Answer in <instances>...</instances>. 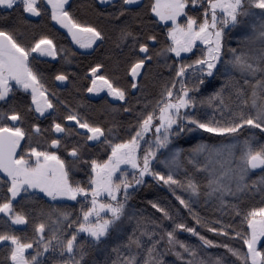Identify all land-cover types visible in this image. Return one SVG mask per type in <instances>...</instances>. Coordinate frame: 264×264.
<instances>
[{"label": "snow or ice", "instance_id": "snow-or-ice-1", "mask_svg": "<svg viewBox=\"0 0 264 264\" xmlns=\"http://www.w3.org/2000/svg\"><path fill=\"white\" fill-rule=\"evenodd\" d=\"M107 2L100 0L101 4ZM68 3L69 0H46L51 8V19L67 29L81 48H92L98 40L104 39L103 31L79 22L66 7ZM190 5L200 10L199 16L189 14ZM137 6L138 0H120L118 8L109 15L113 22L124 24L127 14ZM0 8L22 9L32 16H40L42 12L38 0H0ZM150 11L167 28L166 43L154 55L165 58V64L172 69L174 76L164 81L158 99L143 103L136 113L135 127L127 138L117 134L115 126L106 129L98 123L81 119L75 111L64 117L65 120L75 121L79 129L86 130L76 133L83 136L86 142L101 143L108 149L104 159H82L80 146L69 150L73 165H83L86 183L72 179L69 162L57 151L32 146L29 132L20 126L23 117L19 111L12 110L10 115L8 112L0 113V173L4 174L0 177V186L6 187L10 194L0 202V214L13 225H26L28 216L23 211H17L14 204L21 193L28 196L43 194L56 204L64 199L80 204L75 219L66 208L50 206L46 212L42 210L41 215L47 216V221L40 220L33 225L35 235L30 239L22 238L13 231L0 232V241L10 242L11 264H43L40 257L49 252L62 257L53 259L52 264H87L85 258L90 251L105 256L104 260L93 261V264H141L137 258L139 252L133 253L132 249L133 246L137 250L144 248L143 236L149 237L151 243L146 248L142 264H167L164 259L166 253L174 251L177 246L182 249L174 251L177 259L183 260L187 255V264H209L204 258H198L200 254L196 246L178 239L177 230L198 237L204 246L223 247L243 264H264V206L252 207L246 212L239 207V202L248 193H264V175L248 181L254 170L264 172V143H257L255 136L245 138L239 147V154L235 151L237 144H231L226 146L227 155L223 152L224 146L216 147L203 142H197L189 149L176 146V141L180 139H195L196 133L227 135L238 141L239 134L247 127L264 135V0H152ZM235 29L245 34L238 38V48L229 47L226 50V34ZM138 35L127 24L120 30L121 41L129 37L133 40V51L125 67L130 87L143 92L140 80L148 75L153 59L149 41H157V36L148 34L140 41L137 40ZM137 45L138 52L135 51ZM194 49L199 50L198 55ZM34 52L52 57L57 55L56 46L47 37L26 47L13 32L0 28V101L6 100L15 88L24 92L30 90L28 110L33 111L34 106V111L43 116L47 109L55 106L39 74L30 66L29 57ZM169 53L174 55L169 56ZM189 53L195 58L188 59L182 55ZM169 59L174 63L167 64ZM103 67V64L96 63L89 68L92 77L87 91L99 93L107 89L109 96L127 105L121 106L122 111L132 113L134 107L129 103L128 90L117 86L106 74H101ZM233 72L241 74L243 83L232 75ZM258 75L259 78H256ZM249 76L256 78L254 82L245 78ZM217 78L223 82L214 87L213 81ZM55 80L66 81L68 76L61 72ZM203 87L214 90L198 98L197 94L202 93ZM135 103L141 104L142 101L137 98ZM203 105H215L220 118L217 119L215 114L211 117L198 114V106ZM52 127L56 133L70 131L55 120ZM32 129L36 134L41 131L39 124H33ZM22 141H27V147ZM50 144L58 148L61 140L52 139ZM200 156H203V161L198 159ZM185 161L195 172L205 174L203 182L187 169L183 180L177 178L176 172L184 167ZM156 162L163 164L167 171L157 170L154 167ZM146 177L168 186L179 204L188 209L195 224L207 227L209 232L228 236L225 227L231 225L211 226L195 213L192 204L201 196L206 202L215 199L222 207L226 206L236 215H243L242 223L246 222L248 230L236 231L235 236L243 240L247 252L242 254L228 243L218 245L201 235L196 227L177 222L172 212L160 203L149 200L151 207L162 214L163 220L173 222L171 230L164 229L162 224L157 225L162 228L163 234L160 239H154L155 231H147L143 225H155L157 221L136 216L135 213L130 215L128 211L129 201L145 184ZM177 188L189 193V198L177 195ZM226 196L235 198L237 203L225 200ZM126 219H135L136 228L127 236L126 242L110 246L111 241L119 240ZM4 223L7 225V220ZM65 223L67 229H72L69 235H65ZM216 223L219 224V221ZM46 228L49 232L47 236ZM81 233L85 234L83 238ZM165 236V249L160 251L158 246ZM34 245V252L28 253ZM122 249H126L128 254L125 255ZM109 250L115 254L114 259H109ZM211 264H226V261L224 257L216 256Z\"/></svg>", "mask_w": 264, "mask_h": 264}, {"label": "trees", "instance_id": "trees-1", "mask_svg": "<svg viewBox=\"0 0 264 264\" xmlns=\"http://www.w3.org/2000/svg\"><path fill=\"white\" fill-rule=\"evenodd\" d=\"M119 3L120 0L107 5H101L97 0H71L67 8L79 22L86 25H93L102 30L104 33V39L99 41L91 52L84 55L77 53V66H79L80 69L89 70V68L94 66L96 63L103 64L104 67L101 69V74H106L115 84H117V86L128 90L130 94L128 96V100L129 103L133 105L134 110L132 113H125L122 111L121 106L124 105V102L120 104H112L105 99H88L85 94L86 92L84 87L82 90L79 89L82 78L80 73L76 72V74L72 75V86L74 85V89L72 90L74 93H72L74 95L72 98V111H75L81 119H87L90 123H98L106 129L111 126H115L114 131L123 138H127L128 133L135 127L136 113L141 109L143 103L158 99L164 81L173 77L174 72L166 66L164 57H156L154 55V53L166 43L167 28L160 24L151 13L150 5L152 0H146L141 7L134 8L132 13L127 14L126 19L122 18L124 19V24L113 22L112 16L109 15L110 13L115 12ZM114 4L116 7H114ZM43 6L44 5L42 3L41 7ZM43 9L45 10L46 8L43 7ZM188 11L190 15H200V10L193 8L191 5L189 6ZM137 13L139 15H137ZM125 24H127L133 31L139 33L137 40L143 41L145 36L148 34L157 36V44L150 48V51L153 53V59L150 67L148 68V75L144 79L140 80V84L144 86V91H136L134 94L131 93L130 90L129 76L125 73L126 62L133 51V40L131 37L124 41H121L120 39V30ZM168 26L170 27V25ZM0 28H5L13 32L16 39L26 47H31L36 41L44 37L51 39L55 43L63 44V42H68L66 34L54 26L46 10L40 20H29L25 17L22 9L5 10L0 8ZM234 46L235 44H233L230 39V32H228L225 37V49L227 50V48ZM237 46L239 45L237 44ZM138 50L137 45L135 51L138 52ZM194 52H196L197 55L199 54L198 49ZM182 55L188 59L195 58L192 54ZM173 63L174 62L171 59L167 61V64ZM232 75L237 79H240L241 77V74L238 72H233ZM245 78L254 82L256 78H259V75L256 78L250 76ZM83 82H85V78H83ZM222 82L223 81L220 78H217L213 81L214 87H219V84ZM240 82L243 83V80L240 79ZM177 88H179V85H177ZM213 90L214 88L212 87H203L202 93H198L197 96L198 98L200 95L207 96L208 93ZM13 94L14 95L11 98L5 101H0V113L8 112L10 115L12 110L19 111L23 117L22 122L24 124L27 121V112L24 110L25 106L28 104V99L16 92ZM137 98L142 101L141 104L135 103ZM65 103L69 105L71 104V101L67 100ZM197 112L198 114L205 115L207 117H211L215 114L217 119L220 118L219 112L215 109V105L198 106ZM67 114L68 113L66 112V115ZM244 130L240 133L241 136H244ZM226 136L227 135L217 136L214 134H203L195 136V139L189 140L188 138H184L178 140L177 142L182 149H189L191 146L201 141L207 143L224 142ZM93 158L98 159L99 157L93 156ZM185 169L192 173L198 181L203 182L205 174L195 172L192 166L187 164L186 161L181 172L176 173L178 179L183 180L185 176ZM72 179L84 183L87 182L86 174L72 173ZM176 194L182 195L185 199L189 198V194L179 188L176 189ZM149 200H154L160 203L162 207H165L172 212L177 222H184L189 226L196 227L197 231H199L201 235L216 241L218 245L228 243L231 247L239 249L242 254L247 252V246L244 245L243 240L240 237L235 236L236 231L248 230L246 222L242 223L243 215H236L226 206L222 207L218 201L208 203L205 198L201 196L198 201L192 204V208L195 213H198L199 216L206 220L211 226L225 227L227 225H231V227H225V231L229 233L228 236L209 232L207 227L195 224V221L188 209H185L183 205L179 204V201L176 200L175 196L172 195L167 186H163L160 183L158 184L153 181L152 178H147L145 184L140 186L133 194L132 200L129 201L130 207L128 211L130 215L135 213L136 216L150 217L152 220L157 221V224L155 225L151 223L143 225L147 231H155L156 236L154 239H160V235L163 234L162 228L157 225L162 224L164 229L171 230L173 222L170 220H163L162 214L151 207L148 203ZM226 200L231 201L232 203H237L235 198H228ZM260 206H264V193L262 192L248 193L239 202V207L242 212H246L252 207ZM59 207L66 208L72 212V219H75L76 215L79 213L80 204L72 202L60 205ZM177 209H179V212H177ZM217 221H219V224L216 223ZM63 227L66 229L65 235H69L72 229H67V223H65ZM135 228L136 220L126 219L124 231L119 240L111 241L110 246L111 244L126 242L127 236L132 234ZM136 235H140L139 231L136 232ZM176 235L178 239L185 241L187 244L196 246L197 251L200 254L198 258H204L209 261V264H211V261L216 256L224 257L226 264H243V262L238 258L233 257L230 253H227V250L223 247L204 246L199 238L193 236L191 233L177 230ZM80 236L83 238L85 234H80ZM166 239L167 238L165 236V240L161 241V244L158 246L160 251H164ZM141 240L144 244V248L137 250L133 246L132 252H139L137 258L142 264L143 259L146 258V248L150 245L151 241L147 236L141 237ZM122 251L125 255L128 254L126 249H122ZM174 251H182V249L177 246ZM174 251H168L166 253L164 259L167 264H187L189 257L185 255L183 260L177 259L174 255ZM108 256L109 259L115 258V254L111 253L110 250ZM40 259L43 261V264H52L53 259H62V257H60L58 253L53 254L49 252L45 253V255L40 257ZM85 259L87 264H93V261L104 260L105 256L96 251H90L89 256ZM0 264H9V259L1 256Z\"/></svg>", "mask_w": 264, "mask_h": 264}, {"label": "flooded vegetation", "instance_id": "flooded-vegetation-1", "mask_svg": "<svg viewBox=\"0 0 264 264\" xmlns=\"http://www.w3.org/2000/svg\"><path fill=\"white\" fill-rule=\"evenodd\" d=\"M100 3V0H97ZM117 0L109 1L105 4L101 5H107L112 2H115ZM71 0L69 1L70 4ZM146 0H143L142 4H140L138 7H141ZM43 3V7L46 8L47 14L51 18V8L46 4V0H41L40 5ZM68 4V5H69ZM66 5V7H68ZM42 7L41 12V18L44 14V9ZM136 7V8H138ZM154 15V14H153ZM40 18V19H41ZM39 19V20H40ZM158 20V18H156ZM52 20V19H51ZM52 23L56 28L63 31L66 36L68 42L63 44L61 43H55L53 44L56 46L57 55L55 57L42 55L39 52H34L30 55V66L34 69V71H37V73L40 76L41 82L44 84L45 88L48 89V96L52 100L54 104L53 109H47L43 116H41L39 113H36L34 111H29L28 107L31 104V95L30 90L29 92H24L23 89L15 88L14 92L21 94L23 97L28 99V104L25 106V112H27L26 118L27 121L23 124L21 123L20 126L24 127L30 134L31 137V143L34 147H39L42 150H54L57 151V154L60 155L62 158L69 161V163H72V158L69 156V150L73 146H80L81 147V155L82 153L85 154L86 159H91L93 156H97L101 159H104L105 155L103 150V144L92 142V141H85L84 137L81 135H77V131L84 133L86 132L85 129H79L78 125L68 123V120H65L64 117L66 116V112L69 113L72 111V98H73V89L74 85L72 86V75L76 74V72L80 73L81 75V83H80V90L85 89V94L88 99H105L112 104H120L123 103V101H119L118 99L109 96L107 94V89L102 90L99 93H90L87 91V88L91 86V77L92 74L87 69H80L79 66H77V53L78 54H88L91 52L98 42L93 45L92 48H81L77 43H75L73 40L71 41V35L68 33V30L61 27L56 21L52 20ZM161 24V23H160ZM163 25V24H162ZM155 41V45H156ZM150 48L154 47L155 45L151 44V41H149ZM42 47H44L42 45ZM139 51V50H138ZM152 62V61H151ZM86 71V72H85ZM63 73L68 76V80L66 81H57L55 80V76L59 73ZM101 72V70H100ZM52 74V75H50ZM83 78H85V82H83ZM131 93H136L137 90L131 89ZM14 92L10 93L8 98H11L14 94ZM55 93V95H53ZM73 93V94H72ZM6 99V100H7ZM71 101V104H66L65 101L67 100ZM5 101V100H4ZM55 120L57 123H61L66 129H69L70 131L67 133H56L55 130L52 127V122ZM14 123V122H13ZM33 124H39L40 125V133L36 134L34 130L32 129ZM52 139H60L61 144L58 148H53L50 144V141ZM25 147H27V141L21 142ZM98 158V159H99ZM70 175L72 177V173L75 174H85V170H83L81 173L73 172L72 166ZM4 174L0 173V177H2ZM6 195H10L6 191V187L0 186V202H3V198ZM72 203V201H66L61 202L60 204H56L53 202L50 198L43 196V194H37L36 196H28L27 194L21 193L20 197H17L16 201H14L15 207L17 211H23L28 216V223L26 225H13L10 220L3 214H0V232L3 231H13L15 234L20 235L22 238H32L35 233L33 229V225L40 220L47 221V216H42L41 211H47L50 206H60L63 204ZM7 220V225H5V221ZM50 223V221H49ZM49 234L48 229L45 230V235L47 236ZM35 245L33 246V249H30L28 253H32L35 250ZM10 242H2L0 241V257H7L9 259L10 256ZM27 254V253H26ZM9 264H11V261L9 259Z\"/></svg>", "mask_w": 264, "mask_h": 264}, {"label": "rangeland", "instance_id": "rangeland-1", "mask_svg": "<svg viewBox=\"0 0 264 264\" xmlns=\"http://www.w3.org/2000/svg\"><path fill=\"white\" fill-rule=\"evenodd\" d=\"M69 1H70V0H69ZM109 1H112V0H108V2H109ZM38 3L40 4V3H41V0H38ZM68 4H69V3H68ZM256 11L259 12V9H257ZM158 22H159V21H158ZM159 23L163 24V22H159ZM163 25H164V24H163ZM168 25H170V22H169ZM170 26H171V25H170ZM244 34H245V33L242 32V31L239 30V29H235V30L230 31V39H231V42H232L233 44H235L234 47H237V48L239 47V46H237V44L239 45V40H238V38L242 37ZM98 41H99V40H98ZM98 41H97V42H98ZM97 42H96V43H97ZM96 43H95V44H96ZM195 50H196V49H194V51H195ZM189 54H191V53H189ZM168 55H174V54L169 53ZM238 73H239V72H238ZM13 84H14V82H13ZM203 134H204V133H196V134H194V136H200V135H203ZM252 136H255V138H256V142H257V143H264V135H261V133L259 132V130H250V129L247 128V127H246L245 130H244V136H241V135L239 134V139H238V141H237V140H233L232 137L226 136L225 141H224V142H221V143H207V142H203V141H201V142H203V143H207V144H210V145H214V146H216V147H222V146H224V147H223V152H224L225 155H227V151H228V149H227L226 146L231 145V144H237V148L235 149V151H236L237 154H239V147L242 145L243 140H244L245 138H250V137H252ZM176 146H177V147H180L177 141H176ZM180 148H181V147H180ZM103 150H104V153H103V154L105 155L104 158H106V152L108 151V149H107V147H106L105 145H103ZM81 157H82V159H86L84 153H82ZM160 159H163V157H160ZM198 159H200L201 161H203V156L198 157ZM68 162H69V161H68ZM69 164H70V166H72V171H73V172L81 173V172L84 170L82 164H75V165H73V163H69ZM122 167H123V166H122ZM154 167H155L157 170H160V171H165V172L167 171V169H165L164 165H163V164H160L159 162H156V163L154 164ZM181 170H182V168H180L176 173L181 172ZM261 175H264V172H262L261 170L258 171V172L253 171L252 173H250L249 178H248V181L251 182V180H255V179H257V178H258L259 176H261ZM147 178H151V177H146V178H145V181H146ZM160 184H162V183H160ZM162 185H163V184H162ZM163 186H166V185H163ZM167 187H168V186H167ZM255 192H260V191H255ZM188 194H189V193H188ZM228 198H233V197H231V196H226V197H225V200L228 199ZM79 199H80V198L78 197V200H79ZM193 199L196 200V198H193ZM198 200H199V199H198ZM198 200H196V201H198ZM66 201H68V200L64 199L62 202H66ZM214 201H217V200L213 199V200H208L207 202H208V203H211V202H214ZM72 202H76V201H72ZM218 202H219V201H218ZM81 234H83V233H81Z\"/></svg>", "mask_w": 264, "mask_h": 264}, {"label": "water", "instance_id": "water-1", "mask_svg": "<svg viewBox=\"0 0 264 264\" xmlns=\"http://www.w3.org/2000/svg\"><path fill=\"white\" fill-rule=\"evenodd\" d=\"M142 2H143V0H138V6L140 5V4H142ZM137 6V7H138ZM136 8V7H135ZM24 15H25V17L27 18V19H29V20H39L40 18H41V15L40 16H32L31 14H28V13H24ZM73 39L71 38V41H72ZM151 44L152 45H155V42H152L151 41ZM68 123H71V121H69ZM72 124H75L76 125V123H75V121H72ZM92 142H94V141H92ZM255 172H258V171H260V169H256V170H254ZM29 251V250H28Z\"/></svg>", "mask_w": 264, "mask_h": 264}]
</instances>
